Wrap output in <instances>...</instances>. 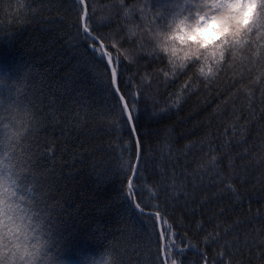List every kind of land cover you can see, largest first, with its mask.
Instances as JSON below:
<instances>
[{
	"label": "snow or ice",
	"instance_id": "snow-or-ice-1",
	"mask_svg": "<svg viewBox=\"0 0 264 264\" xmlns=\"http://www.w3.org/2000/svg\"><path fill=\"white\" fill-rule=\"evenodd\" d=\"M22 7L30 6L18 5L17 13ZM105 8L109 16L97 19L96 5L89 0H72L67 4L73 19L65 42L70 47L86 45L84 56L91 53V58L81 57L84 67L104 82L106 103L103 111L98 109L95 115L110 137L106 151L115 164L100 171H96L98 165H93V171L98 191L113 181L119 189L118 197H96L95 205L119 217L114 221L115 232L106 233L99 225L93 230L91 224L78 228L62 218L64 204L71 198L72 177L71 173L64 174L67 165L63 161L58 171L56 157L67 148L58 147L55 136L42 137L41 132H47L49 121L60 123L68 114L57 116L56 93L43 80L37 85L29 63L13 49L0 61V264H185V253L197 249V245L190 242L187 234L174 232L173 223L165 227V215L160 210L146 211L160 208L159 203H151L160 196L145 199V192L155 188L166 200L170 188L173 199L192 195L177 193L175 189L187 187V178L195 175L194 188L204 185L207 177L210 185L219 184L239 206L244 200L239 186L248 182L251 160L256 161L261 173L259 183L264 185V135L252 147L247 146L244 131L234 143L223 141L219 151L210 146L206 158L186 160L187 166L195 162L197 167L192 172L185 167L179 176L174 168L153 155L170 149L171 134L168 126L163 125L170 118V111L198 95L201 87L210 86L221 75L230 73L233 87L247 79L242 86L249 97V111L257 91L264 104V0H113ZM191 16L197 18V27L212 19L221 20L227 31L218 42L208 46L209 50L196 51L178 63L179 57L170 50L169 41L186 30ZM105 26H111V30L101 31ZM202 60L215 63V71L209 69L211 75L204 73ZM84 67L74 71L82 72ZM21 69L22 75L13 79V73ZM133 80L139 83L133 85ZM153 81L163 85V96H158L159 88L153 90ZM173 85L175 90L169 92ZM145 120L161 127L154 130ZM74 126L87 127V121H81L77 115L67 130L70 132ZM260 131L264 133V126ZM215 135L211 131L206 133L209 145ZM233 148L242 151L234 153ZM249 157L247 166L238 163ZM238 167L243 172H237ZM192 202L195 203L194 196ZM224 213L221 208L219 215ZM137 215L143 217L141 231L150 229L148 235L156 236L155 252L140 246L130 251L116 236L126 234L122 226ZM92 223H96L95 219ZM82 237L108 243L101 254L90 255L82 247ZM177 239L187 241V246L180 247ZM163 240L168 242L162 244ZM201 242L204 248L199 249L198 260H189L188 264H251L254 258L258 264H264V224L248 232L215 224Z\"/></svg>",
	"mask_w": 264,
	"mask_h": 264
},
{
	"label": "trees",
	"instance_id": "trees-1",
	"mask_svg": "<svg viewBox=\"0 0 264 264\" xmlns=\"http://www.w3.org/2000/svg\"><path fill=\"white\" fill-rule=\"evenodd\" d=\"M71 2L72 0H0V61L10 50L14 49L21 53L22 58L33 69L37 85L43 80L56 93L54 99L57 116L59 117L61 113L68 114L60 123L49 121L47 132H41L42 137L55 136L59 141L58 147L67 148L63 153L58 152L56 157L58 171L63 161L67 165L63 169L64 174L71 173L72 177L70 183L66 181L71 189V198L64 204L62 218L74 223L78 228H86L91 224L93 230L99 225L106 233L115 232L114 221L119 217L114 212L97 209L95 205L96 197L101 200L118 197L117 189H119V184L113 181L104 184L98 191L93 171V165H98L96 171H100L102 167H111L115 164L114 160L109 159L106 151L110 137L95 115L98 109L103 111L106 103L104 82L94 78V74H89L84 67L81 57L84 56L86 45L81 43L77 47H70L65 42V33L71 31L69 25L73 19L70 10L67 9V4ZM89 3L96 5V17L99 19L109 16V10L105 5L113 3V0H89ZM18 5L30 7H22L17 13ZM6 10H10L12 14H7ZM110 30L111 26L101 28L104 32ZM90 58L91 53L84 56L85 60ZM82 67L84 71H74ZM132 71L134 72L135 69L133 68ZM22 72L23 69L14 72L12 78H19ZM230 75V73L221 75L210 86L201 87L198 95L182 102L179 108L170 111V118L163 121V125L168 126L171 134L170 149H162L161 152H154L153 155L158 161L163 160L167 163L169 168H174L177 176L185 167L188 172H192L197 164L193 162L187 166L185 161H199L206 158L210 146L219 151L223 141L229 140L234 143L241 138L240 133L244 131L249 142L247 146L252 147L259 143V136L264 135L260 131L264 126V113L261 112L264 104L259 99V92L255 93L254 103L251 104L252 110L249 111V97L242 86L247 83V79L233 87L229 79ZM65 76L68 77L67 80L62 79ZM138 83V80H133V85ZM58 84L62 87L58 88ZM157 88H159L158 96H163V85H157L156 81H153V90ZM174 90L175 85L168 89L169 92ZM169 104H171L170 100ZM160 106L164 107L163 104ZM77 115L81 121H87V127L74 126L69 132L68 125ZM144 123L154 130L161 127L160 124L148 120ZM209 131L216 133L212 137L211 145L207 143L206 133ZM85 149L90 150L85 151ZM232 151L239 153L242 149L233 148ZM249 160L250 157L238 163L247 166ZM236 171L243 172V169L238 167ZM260 174L256 161L251 160V166L247 167L248 182L239 186L244 197L243 203L239 206H236L229 198L230 194L219 184L210 185L207 177H204V185L194 188L192 181L196 177L193 175L187 178V187L175 189L177 193L183 191L192 195H180L178 199H173L170 188L166 200L162 192L153 188L152 192H145V199L159 195L160 199H153L151 203H159L160 208L146 210H160L165 215V227L167 223H173L174 232L187 234L190 242L197 245V249L185 253V264H188L189 260H198L199 249L204 248L201 241L212 232L215 224L235 227L239 232H248L264 224V218H261V214L264 213V185L259 183ZM196 182L198 183V180ZM147 183L151 186V180ZM193 196L195 203L192 202ZM221 208L225 209L222 216L219 215ZM77 210H79L78 216ZM69 213L72 215L69 216ZM93 219L96 221L95 224L92 223ZM85 220L87 224L84 223ZM142 221L143 217L139 215L132 217L129 223L122 226L126 228V234L116 233V236L126 247H129L130 251L140 246L142 250L147 251L150 248L151 252H155L156 236L148 235L150 229L141 231ZM200 227L203 231H198ZM111 239L110 236L109 240ZM82 241L84 250L90 255L97 256L108 243L106 240L83 237ZM176 243L180 247L187 246V241L182 243L180 239H177ZM251 264H258V260L254 258Z\"/></svg>",
	"mask_w": 264,
	"mask_h": 264
},
{
	"label": "clouds",
	"instance_id": "clouds-1",
	"mask_svg": "<svg viewBox=\"0 0 264 264\" xmlns=\"http://www.w3.org/2000/svg\"><path fill=\"white\" fill-rule=\"evenodd\" d=\"M197 18L195 16L189 17L186 30L176 39L169 41L170 50L179 57L178 63L183 62L185 57L194 54L196 51L201 53L208 49V46L214 42H218L220 37L227 31L223 21L212 19L203 27L196 26ZM204 73L211 75L209 69L215 71L216 65L210 60L201 61Z\"/></svg>",
	"mask_w": 264,
	"mask_h": 264
},
{
	"label": "water",
	"instance_id": "water-1",
	"mask_svg": "<svg viewBox=\"0 0 264 264\" xmlns=\"http://www.w3.org/2000/svg\"><path fill=\"white\" fill-rule=\"evenodd\" d=\"M147 211V210H146ZM158 228H159V223H158ZM162 242V244H166V240H163V241H161Z\"/></svg>",
	"mask_w": 264,
	"mask_h": 264
},
{
	"label": "rangeland",
	"instance_id": "rangeland-1",
	"mask_svg": "<svg viewBox=\"0 0 264 264\" xmlns=\"http://www.w3.org/2000/svg\"><path fill=\"white\" fill-rule=\"evenodd\" d=\"M249 11H251V9H249Z\"/></svg>",
	"mask_w": 264,
	"mask_h": 264
}]
</instances>
